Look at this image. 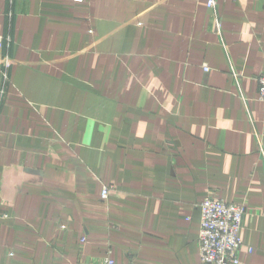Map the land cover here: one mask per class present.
I'll return each mask as SVG.
<instances>
[{
	"label": "crops",
	"instance_id": "1",
	"mask_svg": "<svg viewBox=\"0 0 264 264\" xmlns=\"http://www.w3.org/2000/svg\"><path fill=\"white\" fill-rule=\"evenodd\" d=\"M208 2L0 0V264H203L211 196L264 264V0Z\"/></svg>",
	"mask_w": 264,
	"mask_h": 264
},
{
	"label": "built area",
	"instance_id": "2",
	"mask_svg": "<svg viewBox=\"0 0 264 264\" xmlns=\"http://www.w3.org/2000/svg\"><path fill=\"white\" fill-rule=\"evenodd\" d=\"M82 3L84 0H74ZM215 0H209L208 6L214 8ZM220 31V23L217 24ZM4 38L0 37V63L8 68L10 59L3 54ZM206 72L209 71L204 66ZM7 72L4 71V79ZM259 84L258 100L264 104V71L257 78ZM258 149L264 157V135H258ZM113 187L104 186L101 199L108 200ZM201 225L199 233L200 259L203 264H243L239 258L240 251L244 248L242 241L243 220L246 214L245 203H228L217 197H208L200 204ZM85 239H83V242ZM253 249L248 248L251 253ZM102 264H117L112 256V250L106 254Z\"/></svg>",
	"mask_w": 264,
	"mask_h": 264
}]
</instances>
